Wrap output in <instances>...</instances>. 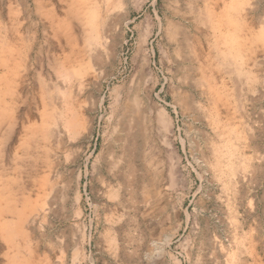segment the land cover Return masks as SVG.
<instances>
[{
  "label": "rangeland",
  "instance_id": "obj_1",
  "mask_svg": "<svg viewBox=\"0 0 264 264\" xmlns=\"http://www.w3.org/2000/svg\"><path fill=\"white\" fill-rule=\"evenodd\" d=\"M69 3L0 0V264H264V0H100V43Z\"/></svg>",
  "mask_w": 264,
  "mask_h": 264
},
{
  "label": "bare ground",
  "instance_id": "obj_2",
  "mask_svg": "<svg viewBox=\"0 0 264 264\" xmlns=\"http://www.w3.org/2000/svg\"><path fill=\"white\" fill-rule=\"evenodd\" d=\"M60 1L63 2V1H67V0H60ZM99 3H100V0H70V3L68 5V7H69L68 12H64L67 17L63 20L64 22L62 21V24L56 25L57 31L58 32L62 31L64 33V35L66 36L67 41H68L67 43L71 42L70 39H72V41H74V37L72 38V36L70 35V32L72 29L75 30L76 26H74L73 23L74 22L76 23V21H77V23H78V21L80 22V23H78L79 25L81 24L83 26H86L90 31L89 33L95 34V36L91 35L92 36V37H90L91 40H93V41L95 40L98 43H100L101 41H103L105 39V42H106V38L104 36L107 33V26L105 25L106 21L100 19L101 15L98 13L99 10L97 11V6H99L101 8ZM240 6H241L240 4H236L234 1H232L225 8V16L223 17L224 19H220L218 21H212V22L210 20L211 27L215 30H217L218 27H221V26H223V27L227 26V28H229V27L232 28L231 31L228 30L224 34H221L223 37L222 41L228 47V52H229V53H224L225 58H228V56H230L232 58H236L238 55L237 54L236 56H233L232 51L234 50V46L238 44L239 32L244 31V27L241 26L240 21L236 17V11H237V9H239ZM55 9L56 8H52L51 11H52V14L57 16V14L54 12ZM81 12L84 13V15L86 16L87 19H85V16L84 17L80 16ZM69 19H71L72 21ZM204 24L206 25L205 22H204ZM76 29L78 30V28H76ZM0 32H1V30H0ZM240 49H242V46L240 47ZM11 51H12V48H11L10 43L7 40V37L0 39V64L2 67L3 66L6 67L8 64L7 60L2 59L3 55L9 56L8 52H11ZM95 57H97V59H99V54H96L93 58H95ZM224 65H225L224 66L225 68L230 67L229 63H224ZM62 67H64V69L66 70L65 72L64 71L61 72L62 75L63 74L65 76L71 75L69 73L70 72L69 69H66L64 65H62ZM86 67H88V66H86ZM85 68L83 67L84 70H85ZM83 69L80 68L79 70H82V72H83ZM71 73H73V71ZM64 75H63V77H65ZM186 99H188V98L186 97ZM67 125L69 126V130H71V132L74 133L75 135H78L79 132L86 129L85 124L83 122H81L79 119L78 111H76L74 109L72 111V118L67 122ZM126 136H128V137L122 146L123 158H132V159L145 158L146 155L143 156L141 153V146H142L141 144L142 143L140 140V137H141L140 133L138 131L134 132V131H131L130 129H128V135H126ZM136 174L140 175L139 173H137V171H136ZM147 182H148V180H147ZM147 184L152 186L154 184V182H149ZM155 186H157V185H155ZM11 211H12V209H11ZM4 212H5V210L3 208H0V230H1V233L3 234V236L11 244L17 243L18 240H23V242L26 243L28 241V234L24 229V225L26 224V223L24 224V222L28 220V216L26 215V211L24 209L17 210L18 220L16 223H14V222L12 223L10 221L1 222L2 221L1 218L4 217V214H3ZM38 213H40V212H38ZM38 213L36 214V216L39 215ZM41 215H42V213H41ZM25 264H30V263H25Z\"/></svg>",
  "mask_w": 264,
  "mask_h": 264
}]
</instances>
